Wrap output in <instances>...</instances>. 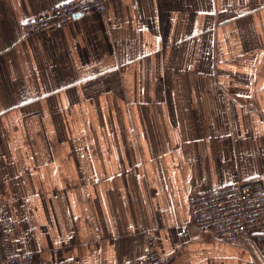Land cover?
I'll return each instance as SVG.
<instances>
[{
  "label": "crops",
  "instance_id": "obj_1",
  "mask_svg": "<svg viewBox=\"0 0 264 264\" xmlns=\"http://www.w3.org/2000/svg\"><path fill=\"white\" fill-rule=\"evenodd\" d=\"M0 0V254L125 264L148 236L169 264H264L191 222L196 191L264 192V0ZM188 233L181 235V226Z\"/></svg>",
  "mask_w": 264,
  "mask_h": 264
},
{
  "label": "built area",
  "instance_id": "obj_2",
  "mask_svg": "<svg viewBox=\"0 0 264 264\" xmlns=\"http://www.w3.org/2000/svg\"><path fill=\"white\" fill-rule=\"evenodd\" d=\"M106 0H67L44 13L25 18L21 23L24 34L41 33L61 27L75 16L94 10H104ZM191 222L204 233L219 239L237 242L244 236L264 234V192L255 190L248 182L208 188L194 192L189 199ZM188 233L181 226V235ZM175 253L163 256L153 236H148L145 253L125 264H169ZM0 264H79L74 259L35 262L33 252L12 256L0 254Z\"/></svg>",
  "mask_w": 264,
  "mask_h": 264
}]
</instances>
